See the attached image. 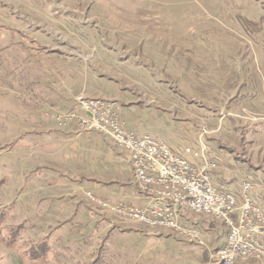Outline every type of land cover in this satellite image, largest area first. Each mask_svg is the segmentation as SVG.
<instances>
[{
    "label": "rangeland",
    "instance_id": "1",
    "mask_svg": "<svg viewBox=\"0 0 264 264\" xmlns=\"http://www.w3.org/2000/svg\"><path fill=\"white\" fill-rule=\"evenodd\" d=\"M66 66L79 86L138 104L133 123L120 112L133 129L141 123L137 135L181 136L183 147L201 140L216 183L238 193L252 180L264 204V0H0V264H212L211 239L199 247L172 234L148 238L83 198L51 194L58 179L121 200L112 191L131 175L109 136L93 131L122 162H94L97 173L78 177L41 146L11 149L44 122L36 88L78 90L56 77ZM62 206L64 217L79 212L62 221Z\"/></svg>",
    "mask_w": 264,
    "mask_h": 264
},
{
    "label": "built area",
    "instance_id": "2",
    "mask_svg": "<svg viewBox=\"0 0 264 264\" xmlns=\"http://www.w3.org/2000/svg\"><path fill=\"white\" fill-rule=\"evenodd\" d=\"M120 112L117 100L79 93L70 109L53 114L58 129L73 126L77 135L95 131L112 138L143 200L109 202L84 189L90 209L113 217L116 225L140 224L150 235L172 234L199 247H205L206 235L195 219L212 221L225 233L224 244L211 250L212 264L264 263V204L257 200L256 184L245 179L238 193L222 189L204 144L177 153L154 137L135 134Z\"/></svg>",
    "mask_w": 264,
    "mask_h": 264
},
{
    "label": "crops",
    "instance_id": "3",
    "mask_svg": "<svg viewBox=\"0 0 264 264\" xmlns=\"http://www.w3.org/2000/svg\"><path fill=\"white\" fill-rule=\"evenodd\" d=\"M67 68V75H61L59 73H56L58 75H56L57 78L60 79V83L62 85H64L66 82L65 77H69V80L71 83L75 82L77 87L79 86V83L77 82L75 76L71 77L69 75L70 73V68L68 66H66ZM66 68L64 70H66ZM71 77V79H70ZM85 80V78H84ZM74 84V83H73ZM71 85V84H70ZM75 85V86H76ZM67 86H64V88H66ZM76 87V88H77ZM54 88V89H53ZM63 88V89H64ZM141 92L144 91H151V89L153 88H148L145 86H141L140 87ZM142 89H145L142 91ZM156 89V88H155ZM96 90V91H95ZM65 91V90H64ZM63 90L58 91L55 89V87H47V86H43V87H38L35 90V93L32 94L33 97L35 98L34 103L35 106L36 104H43V108L38 111L39 116L41 117V119L44 122H41L39 125V127L36 128L35 131L33 132H27L24 133L18 137H15L11 142V149H23V148H30V147H37V146H41L42 150L41 153L43 155H48L47 157H53L55 158H59L62 159V161H64L63 163L59 164L57 167L58 169H61V171L64 172V175L66 176V174H68L69 176L72 177H78V176H83V175H92L97 173V171L95 170L96 168L93 167V164L95 162V164H100L103 165L104 163H108V162H113V163H121L122 161L120 160H116L113 158V154L112 152L109 151V146L107 145V139L101 137L100 135L96 134V133H89V134H82V135H77L75 133V128L73 126H68L65 129H58L57 125H55V121L53 118V114H55L56 112H64V110H68L72 107L73 105V101L74 98L79 94V93H83L85 96L88 97H98V98H102V99H113V100H117L121 103V111H122V115H126L128 117L131 118L132 121H130V123H133L134 121H136L138 119V116L136 115L140 113V107L138 104L135 103V105L132 106H124V100H122V98L120 99L118 96L116 97H112L108 94H103L101 91H99L98 89H93L90 90L88 89V86L86 84H82L78 87V90L76 92H74L73 95L68 94L66 92H64ZM67 91V88H66ZM28 97V96H27ZM124 117V116H123ZM122 118V117H121ZM123 119V118H122ZM125 121V119H123ZM129 122V121H128ZM125 121V123H127V126L129 129H131L132 127L129 126V123ZM136 124V123H134ZM142 127L141 123H137L133 128L131 129L132 131H134L135 134H143V132H138V129L140 130V128ZM205 131V130H203ZM146 135V134H145ZM202 135V133H201ZM155 137H157L158 140L166 143L169 148L177 153H181L183 152L182 148L185 145L184 141H182V137L179 136V138L177 139L176 136H171V135H161L158 132L155 133ZM202 142L201 140L198 141V144L200 145ZM112 154V155H110ZM79 158H81L82 160V166H80V168L76 167V161L79 160ZM95 159V160H94ZM124 162H122L121 164H123ZM125 164V163H124ZM99 168V167H98ZM127 170L130 172V182H124L123 183V187H121L120 189H116L112 192L116 193L117 195L121 196V200L120 201H125L128 202L132 205H138L143 203V200L140 198L139 194H137L136 188L133 184L134 180L132 178V173L129 169V167L127 166ZM124 176V175H123ZM54 187L55 190L52 191V195L56 196L55 198H57L58 200H60V202H69L71 200V198L73 199V203H80L79 200H81L82 198L84 199V201L86 202L85 197L83 196V190H91L92 192L95 193V191L97 190L102 192V189H96L93 188L92 186L90 187L89 185H70L66 182V183H62L61 180L59 181L58 179L54 181ZM64 184V185H63ZM259 194V190L257 188L256 190ZM82 195L81 197L78 195ZM257 194V197H258ZM97 195V194H96ZM52 197V196H50ZM107 199L106 196H103ZM78 198V199H77ZM69 200V201H68ZM109 202L112 200H108ZM115 201V200H113ZM57 202V201H56ZM67 207V204L66 206ZM86 207L90 209V207L88 206L87 202H86ZM66 208H62L59 209V215L56 214L55 217L61 219L62 221H67L70 220L72 218H75L77 216V213L79 212H75L71 210V212H69V214L67 215V217H64L65 214V210ZM91 212H93L91 210ZM60 216V217H59ZM93 218V216H92ZM96 218L94 217V220ZM102 221V220H101ZM195 221H197L200 226L203 229L204 235H206V239L210 240L213 242L211 245H213V248L216 247H220L224 244L225 241V233L223 231L220 230V228H218L217 224L212 222V221H208L205 219H201V218H196ZM95 222H98V220H95ZM51 222L47 223L50 224ZM52 224V223H51ZM133 229V228H132ZM223 234V235H222ZM159 234H153L150 235L148 234V238H159L161 236H158ZM166 235V234H165ZM146 236V237H147ZM218 238V239H217ZM182 242V241H181ZM184 242V241H183ZM237 264H262L260 262H251V261H240Z\"/></svg>",
    "mask_w": 264,
    "mask_h": 264
}]
</instances>
